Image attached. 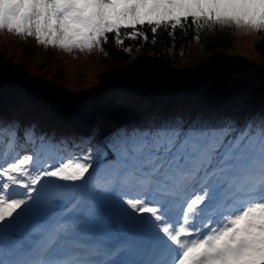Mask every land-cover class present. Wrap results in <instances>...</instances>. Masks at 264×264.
Wrapping results in <instances>:
<instances>
[{
  "label": "snow or ice",
  "instance_id": "snow-or-ice-1",
  "mask_svg": "<svg viewBox=\"0 0 264 264\" xmlns=\"http://www.w3.org/2000/svg\"><path fill=\"white\" fill-rule=\"evenodd\" d=\"M189 19L264 31V0H0V29L68 51ZM70 139L0 115V264H264V102Z\"/></svg>",
  "mask_w": 264,
  "mask_h": 264
},
{
  "label": "rangeland",
  "instance_id": "rangeland-1",
  "mask_svg": "<svg viewBox=\"0 0 264 264\" xmlns=\"http://www.w3.org/2000/svg\"><path fill=\"white\" fill-rule=\"evenodd\" d=\"M221 27H227L233 36L228 50L205 55L197 38H194L181 51L183 54L178 63L168 71L160 67L165 66L164 62L151 59V53L141 54L137 47H127L129 57L119 66L113 67L105 53L95 46L91 50L73 48L68 51L56 45L39 43L35 35H20L6 28L0 29V115L16 117L24 124L34 123L38 134L55 130L57 135L64 133L75 138L74 141L69 140L68 150L84 154L98 145L102 146V151L110 152L106 137L113 130L125 124L142 122L155 114L151 104L145 110L134 109L140 101L139 92L169 81L166 87L170 88L175 78L182 75L186 79L188 76L194 79L203 76L200 80L207 81V88L203 87L206 84L199 82L197 86L200 87L197 88L200 89L190 98L192 101L182 102L178 107L167 108L166 111L156 110L157 113L225 112L223 107L228 110L246 97L253 100L255 109L264 102V55L258 54L255 49L261 31H244L234 25ZM206 69L216 70L210 77L209 74L205 75ZM217 70L222 71L219 74ZM110 72L116 78H110ZM227 74L235 75L243 81H250L249 77L255 76L261 98L257 99V91L253 87L240 88V94L228 95L225 91L222 99L217 98L222 89L218 82L227 79ZM81 92H93L105 102L103 100L104 111L96 115L91 131L77 137L66 122L51 115V107ZM170 101L172 98L163 102L168 105ZM126 103H133L130 107L134 108L126 106ZM231 111L236 112L233 108ZM81 138L84 142H81Z\"/></svg>",
  "mask_w": 264,
  "mask_h": 264
},
{
  "label": "trees",
  "instance_id": "trees-1",
  "mask_svg": "<svg viewBox=\"0 0 264 264\" xmlns=\"http://www.w3.org/2000/svg\"><path fill=\"white\" fill-rule=\"evenodd\" d=\"M182 24L183 27L177 26L175 29H173L170 25L168 27L159 26L156 33L151 31L152 26L147 24L143 26L137 25L136 31L144 32L147 36L146 40L144 37L139 35H137L135 38H129L126 35V32L132 31V29L122 28L120 31V38L122 39L123 43L117 44L115 33L109 34L108 40L106 42L102 40L103 52L110 59L114 67L119 66L121 62L125 61L129 57V54L126 51L127 47H137L139 49L137 51H139L141 54L151 53V59L154 61L164 62L165 66L160 67H163V71L165 69L168 71L173 68L174 64L178 63L181 55L183 54L181 51L183 52V50L189 46V42H191L194 38H197V41L205 55L207 53L216 54L220 50H228V48L231 47L233 36L230 34V31L227 27L224 28L220 25H215L211 30L207 28L197 30L196 26L191 22V20L184 21ZM255 47L258 54L262 53L264 55V31L259 32V37L255 42ZM170 53H173L174 55H170ZM246 64L248 65L249 63ZM215 70L212 71V69H206L205 75L209 74V76L212 77V74L215 73ZM217 71L220 74V71L222 70ZM125 76H128V74ZM173 76L175 77V75ZM109 77L116 78V76L111 72ZM118 77H121V75ZM198 77L194 79L192 76H188L186 79V77L182 75L180 78H175V83L170 88L166 87L170 81L164 85H158L156 87H145L147 88L146 90H141L139 92L140 94L138 97L140 101L137 106L135 108L130 107L133 105V103H131L132 105L126 103V106L128 105L130 108H139L145 110L147 109L145 107H148L149 104H151V110L155 111L154 113L156 114V110L166 111L167 108L172 109V107H178V105H180L182 102L188 103L192 101L190 98L193 97L194 93H198V89L200 88L197 87L200 86L197 85L199 82H202V84H206L207 82L200 80L203 76ZM183 79H185V81H183ZM248 80L250 81H243L241 78L238 79V77L235 75L231 76L227 74V79H222L218 82L222 89L220 90L219 95H217V98L222 99L221 96L225 94V91H227L226 94L228 95L233 93L240 94V88L246 89L247 87H253L254 91H257V99L259 100V98H261V94L259 86L256 83V77L251 76ZM203 87L207 88V84ZM131 88L133 89V87ZM203 89L204 91L206 90L205 88ZM167 97L172 98V101H170L168 105H166V102H163L168 99ZM103 100H101L93 92H81L78 95H75V97L72 99H68L63 103L55 104L53 107H51V115L57 120L66 122V124H68L74 130L75 136L79 137L81 135L87 134L93 128L96 115L104 111L105 100L104 102ZM254 107L255 104L253 100L246 97L241 102L238 101V104L233 105V107L228 110L223 107V111L232 112L231 110L233 108L236 110V112L244 111L243 113H245L249 110H252Z\"/></svg>",
  "mask_w": 264,
  "mask_h": 264
}]
</instances>
